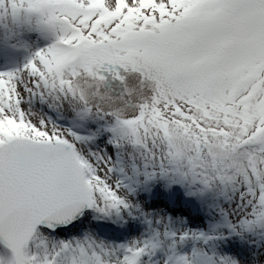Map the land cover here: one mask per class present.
<instances>
[{"label":"snow or ice","instance_id":"6c2138e0","mask_svg":"<svg viewBox=\"0 0 264 264\" xmlns=\"http://www.w3.org/2000/svg\"><path fill=\"white\" fill-rule=\"evenodd\" d=\"M5 19L25 55L0 70V264H264V0Z\"/></svg>","mask_w":264,"mask_h":264},{"label":"rangeland","instance_id":"374dc122","mask_svg":"<svg viewBox=\"0 0 264 264\" xmlns=\"http://www.w3.org/2000/svg\"><path fill=\"white\" fill-rule=\"evenodd\" d=\"M29 36H31V35H29V34L25 35L24 39H28L30 41ZM3 40H4V38H3ZM3 40H1V41H3ZM33 43H34V46H42L44 43H46V41L43 40L40 43H39V41L33 42ZM19 53H20V51H13L11 49L0 48V67H4L5 65H8V64H9L8 66H11V63L15 60L16 61L13 62L12 64H17V62L20 63L21 62L20 58H21L22 53H20V54ZM24 55L25 54H23V56Z\"/></svg>","mask_w":264,"mask_h":264},{"label":"bare ground","instance_id":"6f19581e","mask_svg":"<svg viewBox=\"0 0 264 264\" xmlns=\"http://www.w3.org/2000/svg\"><path fill=\"white\" fill-rule=\"evenodd\" d=\"M12 31H15V26L13 25V23L10 19H5L2 23H0V41L3 40V38L5 39L9 35V33ZM29 35H31L29 37H30V41H32V42H38L39 41V43H40L43 41L35 33H31ZM20 53H22L21 58H20L22 60L24 53L22 51H20Z\"/></svg>","mask_w":264,"mask_h":264},{"label":"clouds","instance_id":"9594fccd","mask_svg":"<svg viewBox=\"0 0 264 264\" xmlns=\"http://www.w3.org/2000/svg\"><path fill=\"white\" fill-rule=\"evenodd\" d=\"M129 86L130 87H134V82H132V81H130L129 82ZM91 99H94V97H90ZM105 103L107 104V103H109V101H105Z\"/></svg>","mask_w":264,"mask_h":264}]
</instances>
